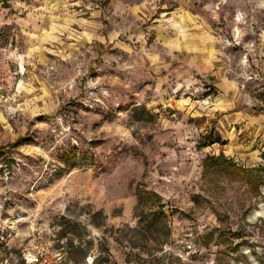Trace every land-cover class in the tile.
I'll use <instances>...</instances> for the list:
<instances>
[{
    "label": "rangeland",
    "instance_id": "374dc122",
    "mask_svg": "<svg viewBox=\"0 0 264 264\" xmlns=\"http://www.w3.org/2000/svg\"><path fill=\"white\" fill-rule=\"evenodd\" d=\"M8 3L0 264H264V0Z\"/></svg>",
    "mask_w": 264,
    "mask_h": 264
},
{
    "label": "built area",
    "instance_id": "2783aa9c",
    "mask_svg": "<svg viewBox=\"0 0 264 264\" xmlns=\"http://www.w3.org/2000/svg\"><path fill=\"white\" fill-rule=\"evenodd\" d=\"M30 264H61V258L54 254L40 238L34 239Z\"/></svg>",
    "mask_w": 264,
    "mask_h": 264
},
{
    "label": "trees",
    "instance_id": "16d2710c",
    "mask_svg": "<svg viewBox=\"0 0 264 264\" xmlns=\"http://www.w3.org/2000/svg\"><path fill=\"white\" fill-rule=\"evenodd\" d=\"M2 3L4 7L9 6L8 0H2ZM214 143L225 144V141L221 139L220 135H218L217 137H214V134L212 132H208L207 134L201 136L199 139V144L202 146H207V145H211ZM223 164L236 167V163H234L231 159H226L225 161H223Z\"/></svg>",
    "mask_w": 264,
    "mask_h": 264
},
{
    "label": "crops",
    "instance_id": "0c3cea01",
    "mask_svg": "<svg viewBox=\"0 0 264 264\" xmlns=\"http://www.w3.org/2000/svg\"><path fill=\"white\" fill-rule=\"evenodd\" d=\"M263 136H264V134H263ZM261 145H263V146H264V139L262 140V143H261ZM263 150H264V147H263Z\"/></svg>",
    "mask_w": 264,
    "mask_h": 264
},
{
    "label": "bare ground",
    "instance_id": "6f19581e",
    "mask_svg": "<svg viewBox=\"0 0 264 264\" xmlns=\"http://www.w3.org/2000/svg\"><path fill=\"white\" fill-rule=\"evenodd\" d=\"M28 255V254H27ZM29 256H30V254H29Z\"/></svg>",
    "mask_w": 264,
    "mask_h": 264
}]
</instances>
